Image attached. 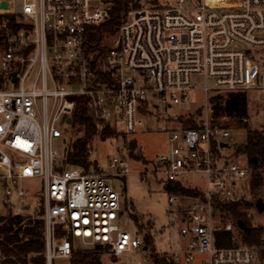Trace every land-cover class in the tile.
<instances>
[{
  "label": "built area",
  "instance_id": "obj_1",
  "mask_svg": "<svg viewBox=\"0 0 264 264\" xmlns=\"http://www.w3.org/2000/svg\"><path fill=\"white\" fill-rule=\"evenodd\" d=\"M112 2L0 0V15L19 24L4 31L0 56L6 210L26 214L41 206L46 264L69 258L73 240L105 248L112 257L146 250L140 233L127 229L122 193L114 186L130 173L128 160L113 155L102 165L91 149L89 165L60 169L74 97L87 99L97 133H126L142 127L150 108L190 102L200 92V125L171 133L170 149L159 155L154 172L163 184L178 181L200 192L169 193L182 211L180 233L187 239L178 254L187 260L202 254L201 264H264V244L215 245L216 231L233 230L230 221H220V206L237 197L236 181L249 171L222 154L230 131L212 123L208 100L213 93L264 91V0H201L192 16L179 6L160 9L143 0L132 18L124 12L113 34L92 41L87 28L104 21ZM193 175L203 181L192 182ZM30 179L37 185L26 186Z\"/></svg>",
  "mask_w": 264,
  "mask_h": 264
},
{
  "label": "rangeland",
  "instance_id": "obj_2",
  "mask_svg": "<svg viewBox=\"0 0 264 264\" xmlns=\"http://www.w3.org/2000/svg\"><path fill=\"white\" fill-rule=\"evenodd\" d=\"M143 0H140V3ZM151 1V0H150ZM201 0H152L151 3L160 9L171 7V5L181 7L184 14L192 16L196 10L195 5ZM131 5V4H129ZM135 8L130 7L128 15L132 18ZM4 48L0 44V56ZM248 119L251 127H261L264 125V91L248 90ZM211 106V103H209ZM205 108L200 92H195L191 96L190 102L175 104L174 106H165L158 104L156 107L150 108V114L142 117V127L134 132H126L118 137H106L105 140L99 138L92 142L93 153L91 158H96L100 164L105 165L108 158L113 155L128 160L130 173L124 179L114 180L115 189L122 193L121 202L123 208V216L127 218V229L131 232L138 231L143 237L149 235L150 241L147 242L146 250L141 248L132 250L130 253L118 256H110L107 249L101 248L99 257L100 264H155L151 253L159 257L171 254L179 255V258L173 260L174 264H201L202 254H196L192 260H187L183 254H178L185 243L186 238L181 235L180 229L184 222L180 218L182 212L177 202H170L169 193L163 188L162 176L155 174L156 162L161 153H165L170 149L171 141L169 140L171 133L175 129H180L178 118H188L195 116L198 120L204 115ZM222 121L227 120L230 131L226 144L221 150L222 154L229 156V160L238 164L240 167H247V157L243 154L235 155L234 146L239 145L244 140L245 130L242 126L238 127L231 120L223 117ZM121 129V128H119ZM67 142L74 136L73 130L64 131ZM134 141L137 144V150L141 149V159H131L128 154V142ZM139 173H146L147 179L142 181ZM193 175L190 180L192 182L201 183L203 178ZM243 178L236 181V193L239 197L252 199L251 195L245 193ZM35 179L24 181L26 186L34 187L37 185ZM5 196L0 188V213H6L4 204ZM35 201L37 199L35 198ZM39 204L34 205L28 215L37 211ZM252 225L264 226V210L258 211L256 205L249 210ZM132 214L137 218L133 220ZM229 221V220H228ZM233 224V223H232ZM236 226L233 225V230ZM76 250L87 249L85 245L73 240ZM53 264H69L70 258H53Z\"/></svg>",
  "mask_w": 264,
  "mask_h": 264
},
{
  "label": "trees",
  "instance_id": "obj_3",
  "mask_svg": "<svg viewBox=\"0 0 264 264\" xmlns=\"http://www.w3.org/2000/svg\"><path fill=\"white\" fill-rule=\"evenodd\" d=\"M150 3L151 1L148 0ZM131 4V5H129ZM140 1L137 0H113L107 10L106 18L99 24L90 25L87 30L92 41L97 40L99 34L106 32L113 34L116 26L121 22L124 12L130 7L139 8ZM19 24L15 18H7L0 15V44L6 48L3 41L6 29H17ZM212 107V123L228 128V121L221 119L226 117L236 126H242L245 130L244 140L239 145L234 146L235 155H245L247 157L248 178L243 186L245 193L251 195L252 199L237 197L226 204L220 206V221L226 223L230 221L236 226L235 231H216L214 233L215 245L218 247L236 245H257L264 244V226L252 225L249 209L256 204L255 201L261 197L264 203V125L261 127H251L248 119V95L247 91L213 93L208 97ZM74 107L71 114V126L74 136L66 142V153L59 158L60 169L66 164L70 165H89L90 153L93 149L92 142L97 135L102 137H118L123 133H118L111 128H105L97 133L93 120L87 111V99L84 96L74 97ZM182 128L198 127L200 119L191 116L185 119L178 118ZM128 154L131 159L140 160L141 153L137 150L134 141L128 142ZM163 188L168 193H181L185 195H198L199 190L195 187H187L180 182H165ZM0 213V264H46L44 258V226L41 217L42 210L39 205L34 214H15L6 210ZM133 220L137 221L134 214ZM241 221L243 227L237 224ZM149 235H144L143 240L149 242ZM101 247L92 249L74 250L71 254L69 264H100ZM155 264H174L171 258L151 253ZM53 264V263H52Z\"/></svg>",
  "mask_w": 264,
  "mask_h": 264
},
{
  "label": "water",
  "instance_id": "obj_4",
  "mask_svg": "<svg viewBox=\"0 0 264 264\" xmlns=\"http://www.w3.org/2000/svg\"><path fill=\"white\" fill-rule=\"evenodd\" d=\"M137 1H140V0H137ZM1 5H2V6H6V2H5V1H2V2H1ZM12 75L14 76V73H13ZM69 119H70V118L68 117L66 120L69 121ZM66 149H67V148H66V146H65L64 149H63V153L66 152ZM139 152L141 153V149H140V148H139ZM235 198H236V196H235ZM255 204H256V208H257L258 211H263V210H264V203H263V200H262L261 197H258V199H256ZM237 224H238V226H239L240 228L243 227V224H242L241 221H238Z\"/></svg>",
  "mask_w": 264,
  "mask_h": 264
},
{
  "label": "bare ground",
  "instance_id": "obj_5",
  "mask_svg": "<svg viewBox=\"0 0 264 264\" xmlns=\"http://www.w3.org/2000/svg\"><path fill=\"white\" fill-rule=\"evenodd\" d=\"M210 1H214L215 2V1H218V0H210Z\"/></svg>",
  "mask_w": 264,
  "mask_h": 264
}]
</instances>
